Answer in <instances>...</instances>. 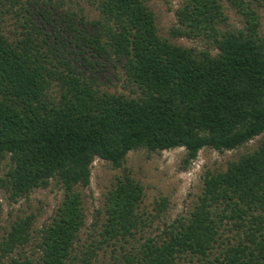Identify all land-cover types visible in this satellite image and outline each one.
Here are the masks:
<instances>
[{
    "label": "trees",
    "instance_id": "obj_1",
    "mask_svg": "<svg viewBox=\"0 0 264 264\" xmlns=\"http://www.w3.org/2000/svg\"><path fill=\"white\" fill-rule=\"evenodd\" d=\"M223 1L174 9L171 34L203 38L211 54L163 38L146 0H87L99 16L90 21L63 0H0V190L14 201L51 181L63 190L37 236L32 217L10 223L0 264H264V39L248 0H226L245 25L220 31ZM103 55L135 92L104 90L86 75ZM256 138L252 151L206 171L192 208L154 235L143 187L123 172L97 212L96 238L78 247V188L89 185L94 159L118 168L132 150L182 147L188 165L201 149Z\"/></svg>",
    "mask_w": 264,
    "mask_h": 264
},
{
    "label": "rangeland",
    "instance_id": "obj_2",
    "mask_svg": "<svg viewBox=\"0 0 264 264\" xmlns=\"http://www.w3.org/2000/svg\"><path fill=\"white\" fill-rule=\"evenodd\" d=\"M63 1L65 7L75 11L82 8L83 14L89 21L99 18L98 12L90 8L87 0ZM248 1L258 14L259 34L264 39V0ZM146 2L155 15L157 29L163 38L196 51L208 50L211 54L217 52L213 45L203 38L187 39L171 34V29L175 26L174 9L179 0H167V2L146 0ZM223 6L226 19L218 25V29L229 31L242 28L245 25L242 14L226 0L223 1ZM4 26L9 29L11 20L6 19ZM91 60L92 66L85 69V73L95 79L102 89L127 95L136 91V88L127 81L121 64L114 57L103 55ZM257 141L258 138L236 150L222 153L208 148L201 149L196 159L188 165L183 162L185 150L182 147L159 152H150L146 149L132 150L118 168L101 159H94L90 169L89 185L78 188L82 195L85 214V224L80 232L78 247L86 246L96 236L99 227L93 225L98 222L97 212L102 211L105 195L114 179L123 172L130 173L143 187L144 195L140 210L152 221L147 232L154 235L159 233L165 224L180 215H185L192 208L201 190L202 175L206 171L224 168L227 162L252 151ZM62 196L63 190L55 181H51L47 188L35 189L27 197L16 201L9 197V193L0 190V235L16 218L29 216L33 220L34 236H37L39 229L50 221ZM34 245L35 243L27 249L34 248Z\"/></svg>",
    "mask_w": 264,
    "mask_h": 264
}]
</instances>
